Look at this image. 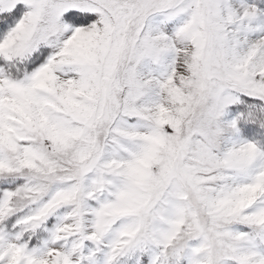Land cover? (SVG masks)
Returning <instances> with one entry per match:
<instances>
[{
  "label": "snow or ice",
  "instance_id": "6c2138e0",
  "mask_svg": "<svg viewBox=\"0 0 264 264\" xmlns=\"http://www.w3.org/2000/svg\"><path fill=\"white\" fill-rule=\"evenodd\" d=\"M0 264H264V0H0Z\"/></svg>",
  "mask_w": 264,
  "mask_h": 264
}]
</instances>
